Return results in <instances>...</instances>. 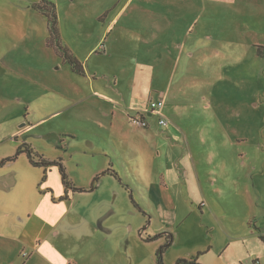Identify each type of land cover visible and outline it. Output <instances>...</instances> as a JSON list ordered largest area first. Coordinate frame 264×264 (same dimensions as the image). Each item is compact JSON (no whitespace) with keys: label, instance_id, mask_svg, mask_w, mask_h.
Returning a JSON list of instances; mask_svg holds the SVG:
<instances>
[{"label":"rangeland","instance_id":"1","mask_svg":"<svg viewBox=\"0 0 264 264\" xmlns=\"http://www.w3.org/2000/svg\"><path fill=\"white\" fill-rule=\"evenodd\" d=\"M47 2L87 76L49 44L42 0H0V162L29 144L85 192L55 209L58 166L0 167V264H157L168 233L163 264H264V0ZM165 74L173 98L132 123Z\"/></svg>","mask_w":264,"mask_h":264},{"label":"trees","instance_id":"2","mask_svg":"<svg viewBox=\"0 0 264 264\" xmlns=\"http://www.w3.org/2000/svg\"><path fill=\"white\" fill-rule=\"evenodd\" d=\"M44 5L47 6V8L41 7V5L34 6V9L40 12L45 18L48 20V27L51 34V42L49 43L51 46L55 44L53 47L55 51L58 53L60 57L63 58L64 62L69 65L71 71L74 74H77L79 76H86V71L84 64L80 62L77 57L73 54V52L63 44V41L61 39V33L59 29V17L57 13V7L54 3H49L47 0H42ZM258 55H264L261 48H257ZM25 154L30 162V164L33 167L36 168H45L46 170L48 168L57 167L59 168V172L61 174L62 183L67 188H72L75 192L80 191L83 192L82 189H78L75 187H71V183L69 182V178L66 172V168L64 165L60 162L56 161H50L46 160L45 158L41 157L38 153L35 152V150L32 148L29 144H24L20 146L18 149L17 154L14 157H9L4 159L2 162H0V167H4L6 164L14 163L19 156ZM109 173V172H108ZM44 179H47V176H45ZM96 188H93L92 191H95ZM68 196H66L64 199H66ZM136 204V203H135ZM167 234V233H166ZM167 243L165 246H163L159 254L157 256V264H163V255L164 253L173 246L175 242V237L172 233H168L167 235ZM259 239L264 243V235H259ZM207 253V251L205 252ZM203 253H198V257L192 258L190 260L186 259H179L176 264H201L199 262V257ZM253 264H258L257 261H254Z\"/></svg>","mask_w":264,"mask_h":264},{"label":"crops","instance_id":"3","mask_svg":"<svg viewBox=\"0 0 264 264\" xmlns=\"http://www.w3.org/2000/svg\"><path fill=\"white\" fill-rule=\"evenodd\" d=\"M115 6V5H114ZM114 6L107 12L108 14L109 13H111V12H115V9L116 8H114ZM47 19V18H46ZM98 20L100 21V22H102V23H104V24H108V26L109 27H114V26H111V23H110V18H107V19H104V20H101V19H99L98 18ZM61 33V32H60ZM111 33H112V30L110 29V31H109V34L108 35H111ZM109 37V36H108ZM61 39H62V37H61ZM62 41H63V39H62ZM63 44L65 45V46H67L68 47V45H66L64 42H63ZM69 48V47H68ZM71 51H72V49L71 48H69ZM55 51V50H54ZM98 51L99 50H97V52L96 53H98ZM73 52V51H72ZM104 53V54H106L107 53V51H106V49H105V47H103V51H100V53ZM73 54H74V52H73ZM75 55V54H74ZM258 55V54H257ZM76 57V56H75ZM176 57V56H175ZM182 57L183 56H181V60H182ZM258 57H260V58H264V55H258ZM78 59V58H77ZM79 60V59H78ZM162 60V59H161ZM80 61V60H79ZM81 62V61H80ZM84 64V63H83ZM69 66V65H68ZM84 67H85V65H84ZM70 68V67H69ZM140 68H144V70H145V66H143V67H140ZM171 68H172V70H175V72H177L178 71V64L174 61L173 62V64L171 65ZM71 70V69H70ZM85 71H86V69H85ZM77 75V74H76ZM77 76H79V75H77ZM86 76H87V72H86ZM85 76V77H86ZM81 77H83V76H81ZM164 78H167V82H166V84H164L163 85V89H162V85H161V87H160V90H161V97L160 98H162L163 99V101H164V107H163V109L166 107V103H165V97H166V95H168V96H170L171 98H173V96H172V92H173V90H175L178 86L177 85H175V80L173 81L174 82V84L173 85H170L169 84V82H171V80L169 79V74L167 75V74H165V77ZM151 89L152 88H150V99H149V101L150 100H153L152 98H151V93H152V91H151ZM159 98V99H160ZM170 125V124H169ZM169 125H168V127H169ZM168 127H166V128H168ZM189 135V134H188ZM236 139H238L239 140V142H243V140L242 139H240V138H236ZM55 168V167H54ZM188 168V167H187ZM189 169V168H188ZM192 170H193V168H192ZM193 172H194V170H193ZM47 179H48V177H47ZM191 180H194L193 179V176H192V174H191ZM194 183V182H193ZM65 187V186H64ZM70 188H68V190H69ZM71 190H72V192H68V191H66V193L65 194H67L66 196H68L66 199H64V198H59V200H57V198H54V197H52L51 199H52V204H51V207H53V208H55V209H57V208H59L60 206H63V205H65V203H70L72 200V197L74 196V194H77L78 192H80V191H74L72 188H71ZM82 191L83 192H85L83 189H82ZM239 191H241V189H239ZM93 192V191H92ZM69 193H71L70 195H69ZM255 193H256V199H255V203L260 207V208H262L263 207V209H264V200H263V198H262V196H261V194L258 192V190L257 189H255ZM29 207V206H28ZM45 210H49V209H51L50 207L48 208H44ZM25 211H26V209H25ZM34 215V212L33 211H31V212H29L28 213V218L26 219L27 221H29L30 222V220H31V218H32V216ZM36 215L37 214H35V217H36ZM67 215H69V214H67ZM51 216H55V218H56V220H58L59 219V214H55V215H52L51 214ZM50 218V216H47V219H49ZM38 222V221H37ZM40 224L44 227L45 226V221L43 220H40ZM39 223H37V225L38 226H41ZM251 225H252V227H253V231H254V233L255 234H257L258 235V237H259V235H264V231L259 227V225H258V222L257 221H255V222H253V223H250ZM38 226H36V223H35V229L36 228H39ZM57 228V227H56ZM56 228H54L53 230H54V233H56ZM211 249L212 248H209L208 250H207V252L209 253L210 251H211Z\"/></svg>","mask_w":264,"mask_h":264},{"label":"built area","instance_id":"4","mask_svg":"<svg viewBox=\"0 0 264 264\" xmlns=\"http://www.w3.org/2000/svg\"><path fill=\"white\" fill-rule=\"evenodd\" d=\"M163 107L164 101L162 98L158 100H150L146 112L140 114L139 117L131 118V121L132 123H137L142 128H149L150 123L148 119L156 117V114H158L163 109ZM158 125L165 128L168 127L169 122L167 119L159 118Z\"/></svg>","mask_w":264,"mask_h":264}]
</instances>
